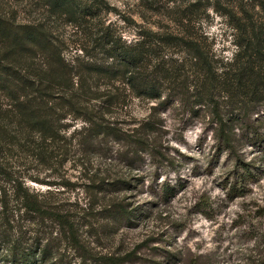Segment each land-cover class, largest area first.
<instances>
[{"label":"trees","instance_id":"16d2710c","mask_svg":"<svg viewBox=\"0 0 264 264\" xmlns=\"http://www.w3.org/2000/svg\"><path fill=\"white\" fill-rule=\"evenodd\" d=\"M33 1L41 17L22 21L11 0H0V264H125L90 250L77 202L66 205L59 194L28 186L67 188L69 181L41 183L28 168L64 164L67 149L104 154L110 166L125 162L128 170L150 157L158 168L169 162L160 133L161 117L171 108L191 116L205 109L220 130L252 117L264 101V16L258 22L249 15L253 8H240L242 18L233 25L236 53L219 61L194 38L189 13L201 0L177 6L178 30H155L121 16L136 27L132 36L108 19L121 14L108 0ZM259 6L264 14V2ZM135 101L154 103L141 120L131 110ZM230 111L237 113L228 119ZM91 184L100 205L99 194L130 193L142 183L107 169ZM162 189L164 199L174 192L170 185ZM106 211L127 220L134 213L115 200L94 212ZM46 222L58 229L56 236L50 227L45 237ZM30 225L37 227L34 234Z\"/></svg>","mask_w":264,"mask_h":264},{"label":"rangeland","instance_id":"374dc122","mask_svg":"<svg viewBox=\"0 0 264 264\" xmlns=\"http://www.w3.org/2000/svg\"><path fill=\"white\" fill-rule=\"evenodd\" d=\"M11 1L22 21L40 18L43 13L33 0ZM108 1L121 13H111L108 19L132 36L136 27L125 24L121 16L133 17L155 30H178L179 20L174 19L181 16V10L177 6L194 5L198 0H170L169 5L167 0ZM263 2L201 0L200 7L189 13L194 38L210 47L216 60H231L236 53L233 25L242 18L240 8H253L249 15L262 22L259 5ZM66 30L68 36L70 28ZM175 53L186 56L185 52ZM153 104L135 101L131 106L135 119H143ZM252 112V117L246 114L243 121L220 130L205 109L199 116H191L181 108H171L161 117L162 153L169 160L165 166L157 168L147 157L135 170H128L125 162L110 166L104 154L67 149L69 160L64 164H35L28 170L41 183L69 181L71 186L32 181L28 186L34 192L59 194L56 198L66 205L77 202L80 232L90 250L124 259L125 264H264V101ZM236 113L230 111L227 118ZM67 123L74 128L83 125L81 121ZM107 169L132 179L133 185L142 184L130 193H101L97 205V190L93 191L91 183L102 179ZM163 185L174 188L166 200ZM113 200L134 209L129 220L111 218L107 211L94 212ZM28 227L34 234L36 225ZM50 227L54 236L58 231L46 222L41 228L46 238Z\"/></svg>","mask_w":264,"mask_h":264}]
</instances>
